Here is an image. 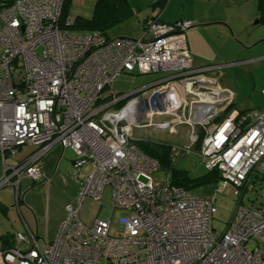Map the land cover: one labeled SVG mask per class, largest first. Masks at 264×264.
<instances>
[{
    "label": "built area",
    "instance_id": "obj_1",
    "mask_svg": "<svg viewBox=\"0 0 264 264\" xmlns=\"http://www.w3.org/2000/svg\"><path fill=\"white\" fill-rule=\"evenodd\" d=\"M63 3H0V189L9 187L18 205L21 179H41L36 161L55 144L73 151L69 173L79 187L53 241L39 245L24 226L0 250V264H264V186L260 207L239 201L221 233L212 227L226 185L241 189L254 170L264 177V110L232 107L218 119L234 93L219 84L221 66L193 65L185 36L193 21L155 16L138 38H108L67 29L71 15L60 25ZM134 71L163 76L104 103L103 89ZM156 114L189 129L184 155L200 141L204 168L219 171L213 194L191 193L168 175L152 180L160 165L135 145L133 128ZM23 145L37 149L7 164ZM107 185L112 207L123 211L117 229L111 219L88 223L83 213L86 198L93 205Z\"/></svg>",
    "mask_w": 264,
    "mask_h": 264
},
{
    "label": "rangeland",
    "instance_id": "obj_2",
    "mask_svg": "<svg viewBox=\"0 0 264 264\" xmlns=\"http://www.w3.org/2000/svg\"><path fill=\"white\" fill-rule=\"evenodd\" d=\"M5 1V0H0ZM95 0H71L69 13L72 16H82L89 18L94 16ZM258 0H215L206 5L216 21H209L201 24L197 19L192 21L194 25L185 31L188 52L193 60L195 67L202 65L221 66L223 75L219 78V84L229 87L234 93L233 103L238 108H258L264 110V23H256L257 2ZM192 4H186L185 9L176 7L173 11L175 16H182L180 19H190V7ZM171 8H174L172 6ZM135 19V18H134ZM111 38L123 34L136 38L140 36V24L133 21L132 16L117 23L107 31ZM1 74V72H0ZM157 73H122L107 86L102 95L114 94L125 95L135 89L142 87L150 80L161 75ZM124 102V101H123ZM121 102V103H123ZM128 105V100L125 102ZM114 108V107H113ZM113 108L109 111L112 112ZM170 115H154L150 120L147 117L142 119V126L133 128L134 141H147L170 148V168L186 171L191 176H198L206 169L203 160L197 154L198 147L193 145L192 152L184 155L180 148L189 143V129L181 124L171 126ZM150 121V124L148 122ZM169 123V126L167 125ZM168 127V128H167ZM171 128L173 130L171 131ZM175 131V132H174ZM62 147L60 144H57ZM37 149L36 145H23L10 157L13 165L18 163L31 152ZM31 150V151H30ZM28 152V153H27ZM27 153L26 156H24ZM73 158V151L65 148V157L59 163L60 167L53 171V167L44 169L47 180L36 181L30 188L31 181L22 179L20 182V192L23 195V201L20 206V214L28 225L34 224V218L39 224V243L43 246L48 240L53 241L56 236L59 223L65 215V205L74 202L78 191V182L70 175L71 163L69 156ZM24 156V157H23ZM23 157V158H22ZM43 157V156H42ZM10 158V159H9ZM41 159V158H40ZM46 162L47 159H42ZM10 163V162H9ZM54 165V163H53ZM65 166V167H63ZM263 166V163H262ZM90 170V166L85 164L81 168V174ZM260 172L254 170L249 173V180L242 189L236 188L232 184L226 185L221 193L215 199L216 213L212 219V227L216 232L221 233L231 216V213L237 202L245 205L253 204L260 206L261 198L258 186L249 189L254 185V178ZM169 172L167 169L158 168L152 173L154 182L165 181ZM83 177V176H82ZM247 190V191H246ZM191 193L213 194V187L202 186L188 190ZM246 191V192H245ZM90 199L84 201L85 214L88 223L96 216L99 218L111 219L112 229H117V220L123 213L122 210H114L111 205V187L107 185L102 192L99 201L89 205ZM0 204L7 206L9 213L7 216L0 212V234L4 232L21 231L20 215L14 208V197L10 188L0 189ZM88 208L89 211L87 210ZM58 225L54 237L52 235V224L47 227V234L43 231L45 219H58ZM48 238V239H47ZM252 242L246 243L250 248ZM96 264H108L102 260Z\"/></svg>",
    "mask_w": 264,
    "mask_h": 264
},
{
    "label": "trees",
    "instance_id": "obj_3",
    "mask_svg": "<svg viewBox=\"0 0 264 264\" xmlns=\"http://www.w3.org/2000/svg\"><path fill=\"white\" fill-rule=\"evenodd\" d=\"M10 1L11 0L0 1V3H9ZM70 2L71 0H64L63 6H62L61 18H60V21H61L60 25H63V20L65 19V17L70 15L69 13ZM257 7L260 12L258 22L264 23V0H258ZM94 11H95L94 16H91L89 18L71 15V17H73V23L71 26L67 27V29L73 30V31H100L102 34L106 35V29L108 27L112 26L114 22L124 19L130 13L129 7L126 4V0H95L94 1ZM0 53H1V48H0ZM105 90L106 88L103 89V91ZM109 100H110L109 95H105L103 98V102L105 103V102H108ZM101 102L102 101L98 99L96 101V104L100 105ZM122 104L123 103H119L115 105L114 108H119L121 107ZM232 107H235L234 103H232L229 107H227V109L221 114V117H219L218 119L222 118L225 114H227ZM245 111L247 110H240V113H243ZM134 143L144 154L156 159L162 168L168 170L169 179L171 183L175 186L181 187L185 190L195 189L197 187H202V186H210L212 188L219 179V171L216 168H213L210 171L206 170L198 176H191L186 171L170 168V159H169L170 148L165 145L151 143V142H147L144 140L134 141ZM195 145L198 147V150H199L200 141H198ZM253 180H254V185H252V187L254 189L256 186H258L259 189L264 186L263 175L257 174ZM31 182L32 183H31L30 188L35 186L34 183L36 181H31ZM247 190L250 191L251 189L249 188ZM19 192H20V188H19ZM77 194H78V191H77ZM21 199H22V196L20 192L19 200ZM214 206H215V203H214ZM5 208H6L5 206L0 205V212L5 214L6 212ZM14 235L15 234H12L9 231L4 232L3 234H0V250L13 245Z\"/></svg>",
    "mask_w": 264,
    "mask_h": 264
},
{
    "label": "crops",
    "instance_id": "obj_4",
    "mask_svg": "<svg viewBox=\"0 0 264 264\" xmlns=\"http://www.w3.org/2000/svg\"><path fill=\"white\" fill-rule=\"evenodd\" d=\"M214 1L215 0H126V4L129 7V11H130L129 15L127 17H125L124 19H121V20H118L117 22H114V24H112V26H110L106 29V35L105 34L104 35L108 38H111L112 36H109L107 34V31L110 28H112L114 25H116L117 23L122 22L123 20H126L127 18L132 16L133 21L140 24V36H141L145 25L155 16H159L160 21L163 23H173L177 20H180V18L185 17L183 14H182V16H175L173 14V11L176 7H179V9H181V10L185 9L184 7L186 6V4H190V5L192 4V6L190 7V11H191L190 14H192V16H189L190 19H188V20L192 21V19L193 20L197 19L198 21L201 22V24L209 22V21H216L215 18L212 16L213 12L209 13V10L206 7V5H208V3L210 4L211 2H214ZM256 4H257V2H256ZM172 6H174V8H171ZM256 10H257V13L259 14V15H257V17L259 18L260 12L258 10V7L256 8ZM184 20H187V19H184ZM256 23H259L258 20L256 21ZM140 36H138V37H140ZM120 37L132 38V37H128V36H123V34H119L113 38H120ZM138 37H136V38H138ZM134 72H124V73L132 74ZM162 76H163V74H161V75L157 76L156 78L150 80V82L154 81L155 79H158ZM236 108L238 110H246L245 108H238L237 106H236ZM27 153L24 156H26ZM42 156L40 157L41 159L39 158L36 161V164L40 168V172H41V179L40 180L44 179L43 181H45L48 179V177H46L44 169H47V167H53V171L55 172L56 169L58 167H60L59 163L65 157V148H62L59 145L55 144L47 152H45L44 155H42ZM8 157H10V156H8ZM42 159H47V161L44 162V161H42ZM72 159L73 158L70 155L69 156L70 163H71ZM17 161H20V160H17ZM5 162L7 164H12L14 162V160H13V162L10 160L9 161L10 163H9V162H7V157H6ZM53 163H54V165H53ZM63 167H65V166H63ZM260 167L262 168L263 166L261 165ZM30 186H31V184H30ZM21 196H22L21 200H23V195L21 194ZM18 199H19V197H18ZM21 200H19V202H17L18 205H16L15 198H14V204H13L14 208H16V210L18 211V214L20 215V224H21V228H22L21 231H17V232L18 233L19 232L20 233L25 232L24 226H26V228L29 229L35 235L37 242L40 245V243H39V224L36 221V219L34 218V224L28 225V223H26V221L22 218V216L20 214V209H19L21 206V202H22ZM0 205H3V204H0ZM3 206H5V205H3ZM253 206L260 207L261 205L260 206L253 205ZM5 207H6L5 208L6 209L5 216H7L9 213V209L7 208V206H5ZM58 221H59V218L53 219L52 221H50V219H45V224H44V228H43L45 236H48L47 227H49V223H50V224H52V231H53L51 238L54 237V233L56 230V225H58ZM15 233L12 232V234H15Z\"/></svg>",
    "mask_w": 264,
    "mask_h": 264
},
{
    "label": "bare ground",
    "instance_id": "obj_5",
    "mask_svg": "<svg viewBox=\"0 0 264 264\" xmlns=\"http://www.w3.org/2000/svg\"><path fill=\"white\" fill-rule=\"evenodd\" d=\"M250 172H252V171H250ZM250 172H249V173H250ZM249 173H248V175H249Z\"/></svg>",
    "mask_w": 264,
    "mask_h": 264
}]
</instances>
